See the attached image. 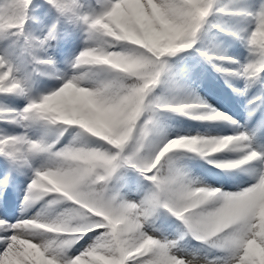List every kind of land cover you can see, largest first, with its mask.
Wrapping results in <instances>:
<instances>
[{
    "label": "snow or ice",
    "instance_id": "snow-or-ice-1",
    "mask_svg": "<svg viewBox=\"0 0 264 264\" xmlns=\"http://www.w3.org/2000/svg\"><path fill=\"white\" fill-rule=\"evenodd\" d=\"M0 264H264V0H0Z\"/></svg>",
    "mask_w": 264,
    "mask_h": 264
},
{
    "label": "rangeland",
    "instance_id": "rangeland-1",
    "mask_svg": "<svg viewBox=\"0 0 264 264\" xmlns=\"http://www.w3.org/2000/svg\"><path fill=\"white\" fill-rule=\"evenodd\" d=\"M230 51H232V49H230ZM204 89L206 92H203ZM200 91L201 94L212 103H223L227 95V89L224 88L223 82L217 78L210 67L207 68V75L201 84ZM208 91L209 94L207 93ZM228 107L235 110V106L232 104H229Z\"/></svg>",
    "mask_w": 264,
    "mask_h": 264
},
{
    "label": "bare ground",
    "instance_id": "bare-ground-1",
    "mask_svg": "<svg viewBox=\"0 0 264 264\" xmlns=\"http://www.w3.org/2000/svg\"><path fill=\"white\" fill-rule=\"evenodd\" d=\"M203 92H206V90L204 89ZM207 93L209 94V91Z\"/></svg>",
    "mask_w": 264,
    "mask_h": 264
}]
</instances>
